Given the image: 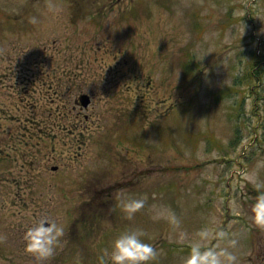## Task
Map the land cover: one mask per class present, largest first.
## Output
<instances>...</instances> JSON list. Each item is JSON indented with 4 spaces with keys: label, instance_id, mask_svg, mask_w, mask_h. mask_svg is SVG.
<instances>
[{
    "label": "rangeland",
    "instance_id": "374dc122",
    "mask_svg": "<svg viewBox=\"0 0 264 264\" xmlns=\"http://www.w3.org/2000/svg\"><path fill=\"white\" fill-rule=\"evenodd\" d=\"M253 51L264 0H0V264H98L127 230L150 264H264V71L242 106L226 88ZM42 216L65 230L44 262L24 242Z\"/></svg>",
    "mask_w": 264,
    "mask_h": 264
},
{
    "label": "clouds",
    "instance_id": "9594fccd",
    "mask_svg": "<svg viewBox=\"0 0 264 264\" xmlns=\"http://www.w3.org/2000/svg\"><path fill=\"white\" fill-rule=\"evenodd\" d=\"M120 207L125 213V218L131 220L143 207V201L138 199L121 201ZM255 207L264 209V192L257 196ZM257 223L264 227V214L258 213ZM217 235L220 239L227 238V233L224 232ZM143 236L144 233L141 230H127L120 233L111 241L109 248L102 250L98 257V264H150L156 259L158 253L153 245L144 242ZM63 237H65L64 227L56 220L42 216L25 232V251L41 262L48 261L55 255ZM4 239L0 236V242ZM235 243L234 240L230 241L232 246ZM190 261L193 264H235L236 256L228 248L201 250L199 246H195L187 264Z\"/></svg>",
    "mask_w": 264,
    "mask_h": 264
},
{
    "label": "trees",
    "instance_id": "16d2710c",
    "mask_svg": "<svg viewBox=\"0 0 264 264\" xmlns=\"http://www.w3.org/2000/svg\"><path fill=\"white\" fill-rule=\"evenodd\" d=\"M263 56L264 55H257L255 53V51L251 52V58L254 60V62L252 64H249L248 67L251 68L252 71H249L246 68L245 69L246 72L242 76L234 79L233 83L226 87V88H228V90L232 91V92L227 94V97L229 98V100H233L235 98H238V106L243 105V100L245 98L246 93H251L253 91L252 88L255 86L254 85L255 81L260 79L258 74L263 72L264 69L263 68L260 69L259 63L262 62ZM190 62H191V59H189V58L186 61H184L185 64H188ZM239 94H241L240 97L238 96ZM230 104H231L230 106H232V103H230ZM65 108L68 109V107H66V106H65ZM63 113L66 114L67 112L63 111ZM70 128L72 129L73 127H70ZM167 168L170 169V166ZM176 168L178 169L179 167H176ZM185 168L186 167H181V169H185Z\"/></svg>",
    "mask_w": 264,
    "mask_h": 264
},
{
    "label": "water",
    "instance_id": "95a60500",
    "mask_svg": "<svg viewBox=\"0 0 264 264\" xmlns=\"http://www.w3.org/2000/svg\"><path fill=\"white\" fill-rule=\"evenodd\" d=\"M80 100L84 106L88 103V97L86 95L81 96Z\"/></svg>",
    "mask_w": 264,
    "mask_h": 264
},
{
    "label": "flooded vegetation",
    "instance_id": "af4514ba",
    "mask_svg": "<svg viewBox=\"0 0 264 264\" xmlns=\"http://www.w3.org/2000/svg\"><path fill=\"white\" fill-rule=\"evenodd\" d=\"M118 1H122V0H118Z\"/></svg>",
    "mask_w": 264,
    "mask_h": 264
},
{
    "label": "snow or ice",
    "instance_id": "6c2138e0",
    "mask_svg": "<svg viewBox=\"0 0 264 264\" xmlns=\"http://www.w3.org/2000/svg\"><path fill=\"white\" fill-rule=\"evenodd\" d=\"M262 214H264V212H262Z\"/></svg>",
    "mask_w": 264,
    "mask_h": 264
}]
</instances>
